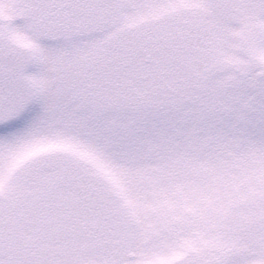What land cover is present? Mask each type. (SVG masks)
Listing matches in <instances>:
<instances>
[{"label": "snow or ice", "instance_id": "obj_1", "mask_svg": "<svg viewBox=\"0 0 264 264\" xmlns=\"http://www.w3.org/2000/svg\"><path fill=\"white\" fill-rule=\"evenodd\" d=\"M0 264H264V0H0Z\"/></svg>", "mask_w": 264, "mask_h": 264}]
</instances>
